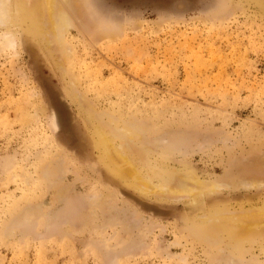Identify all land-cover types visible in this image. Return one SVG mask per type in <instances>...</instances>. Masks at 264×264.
Returning <instances> with one entry per match:
<instances>
[{
	"label": "rangeland",
	"instance_id": "374dc122",
	"mask_svg": "<svg viewBox=\"0 0 264 264\" xmlns=\"http://www.w3.org/2000/svg\"><path fill=\"white\" fill-rule=\"evenodd\" d=\"M79 1L63 66L26 0L0 18V264H264L222 219L264 214V180L238 183L264 179V0ZM175 171L224 187L138 182Z\"/></svg>",
	"mask_w": 264,
	"mask_h": 264
},
{
	"label": "bare ground",
	"instance_id": "6f19581e",
	"mask_svg": "<svg viewBox=\"0 0 264 264\" xmlns=\"http://www.w3.org/2000/svg\"><path fill=\"white\" fill-rule=\"evenodd\" d=\"M8 1H10V0H1L2 5L0 6V18L4 22L8 20V13L10 11L9 6H7ZM25 3L27 5V8L29 9V12L31 13L33 18L36 20V23L40 27V29L38 31H39L40 35H42L43 38L45 39L47 47L50 49V51L52 50L54 53H56L55 55H56L57 63L60 64L61 66H63L66 62V54H65L66 50L64 49V44H63V39H62V37H63L62 34L64 31H61L60 26L61 25L65 26V24H67V15H66L67 11L65 12L64 6L67 5L68 9H69V7L70 8L72 7L75 10H76V8L81 9L82 6H80V1L79 0H73V4H72V3H70V0H26ZM29 30H30V28H29ZM31 35H33V32ZM8 41L10 43H13L14 40H11L9 38ZM67 47L70 49L69 46H67ZM68 58H69V56H68ZM67 107H69V105ZM55 108H57V107H55ZM57 112H58V110L56 111V113ZM56 113H55V115H56ZM66 118L67 117H65L64 119H66ZM60 122H61V120H60ZM54 126H55V124H54ZM130 133L126 134V135H130ZM67 135H69V134H67ZM100 139L102 141V144L105 145L108 159L111 161L112 164H115V163L121 164V163L127 162L128 159L130 160V157L128 158L126 146L124 147L121 144L120 145L116 144L113 141L112 136L110 134H108L105 130H102V138L100 137ZM123 141H122V143H123ZM124 145H126V144H124ZM131 162L123 170V173L127 177L137 175L136 167ZM118 177L122 178L125 181L121 172H120ZM262 178L263 177H260L258 175L257 171H253L250 173H246L244 175V177H242L238 183L239 184L242 183V185L245 184L247 186H253L254 187V186H258L259 184H261L263 182L264 179H262ZM138 179H139L138 182L140 183L141 186L145 187L146 189L151 190V194L153 193L159 197H163L166 199H168V198L169 199H177V198H181L184 196H194V198H195L196 196L200 195L205 190H213L214 191V189H221L222 187H224L222 182L203 181L202 179L200 180V179L194 177V175L188 177L186 174L176 172V171L173 173V175L170 177V179L168 181H166L162 184H153L150 181L144 180L142 178H138ZM258 211L260 212V210H257L256 213H258ZM263 212H264V210H263ZM237 213H235V214L237 215ZM259 214L252 215V216L245 215V216H241V217H237V218L234 215L235 216L234 218L237 222L233 221V219L229 218V217H226V218L221 217V218L223 219L224 222H226V224H229V225L234 224V225H236V227H238V231H236L235 236L242 238L243 235H245L248 237H252L253 239H256V238H259L262 235H264V214H261V215H259ZM218 221H219V219H218ZM218 224H220V223H218ZM215 225H216V223H215ZM215 225H214V227H215ZM223 225H224V223H223ZM211 228H213V227H211ZM216 228L217 227H215V229ZM219 229H222V228H219Z\"/></svg>",
	"mask_w": 264,
	"mask_h": 264
}]
</instances>
